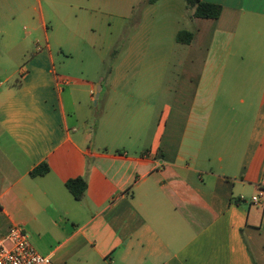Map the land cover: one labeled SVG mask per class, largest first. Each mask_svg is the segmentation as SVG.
Returning <instances> with one entry per match:
<instances>
[{
	"label": "crops",
	"instance_id": "0c3cea01",
	"mask_svg": "<svg viewBox=\"0 0 264 264\" xmlns=\"http://www.w3.org/2000/svg\"><path fill=\"white\" fill-rule=\"evenodd\" d=\"M203 1L220 18L192 10L167 50L138 16L98 83L57 60L142 0H0V240L22 226L54 264H264V0Z\"/></svg>",
	"mask_w": 264,
	"mask_h": 264
},
{
	"label": "rangeland",
	"instance_id": "374dc122",
	"mask_svg": "<svg viewBox=\"0 0 264 264\" xmlns=\"http://www.w3.org/2000/svg\"><path fill=\"white\" fill-rule=\"evenodd\" d=\"M142 1V6L136 9L134 16L123 30L114 19L111 20L112 27L109 26L110 23L107 20L104 21L103 31L92 36L97 39L99 44L102 43L101 48L76 54L74 59L65 60V64L61 66L57 60L58 66L78 77L84 76L86 80L100 83L102 79L108 77V73L114 65L124 59L122 55L125 49L124 31H127L129 35L138 33L140 31L137 24L138 16L141 17L143 14L147 17L146 23L143 24V33L147 34L146 46L150 48L170 49L177 46L175 43L177 31H193L194 26L190 18L192 9L187 7L184 0H162L154 6H150L148 0ZM110 33L113 34V37ZM121 33H123L122 38ZM109 35L113 39H111L110 45L106 46L100 37H109ZM115 37L118 39L115 40ZM111 45L113 46L111 47Z\"/></svg>",
	"mask_w": 264,
	"mask_h": 264
},
{
	"label": "built area",
	"instance_id": "2783aa9c",
	"mask_svg": "<svg viewBox=\"0 0 264 264\" xmlns=\"http://www.w3.org/2000/svg\"><path fill=\"white\" fill-rule=\"evenodd\" d=\"M262 198L264 192L254 197L252 203L260 204ZM0 264H54V262L52 256L42 255L35 249L22 226L12 225L0 240Z\"/></svg>",
	"mask_w": 264,
	"mask_h": 264
},
{
	"label": "trees",
	"instance_id": "16d2710c",
	"mask_svg": "<svg viewBox=\"0 0 264 264\" xmlns=\"http://www.w3.org/2000/svg\"><path fill=\"white\" fill-rule=\"evenodd\" d=\"M159 0H148L149 5L157 3ZM188 8L194 10V17L204 20H218L222 14V7L216 4L206 3L203 0H184ZM194 38L192 32L180 31L177 35V41L181 44H190ZM49 173V167L44 164L37 168L31 175L33 177L44 176ZM67 189L72 196L81 201L87 191V181L85 178L71 180L66 184Z\"/></svg>",
	"mask_w": 264,
	"mask_h": 264
},
{
	"label": "water",
	"instance_id": "95a60500",
	"mask_svg": "<svg viewBox=\"0 0 264 264\" xmlns=\"http://www.w3.org/2000/svg\"><path fill=\"white\" fill-rule=\"evenodd\" d=\"M99 96V95H98Z\"/></svg>",
	"mask_w": 264,
	"mask_h": 264
}]
</instances>
